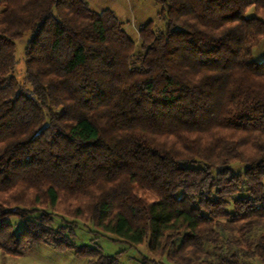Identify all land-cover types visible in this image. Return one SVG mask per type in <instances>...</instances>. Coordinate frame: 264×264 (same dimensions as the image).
Here are the masks:
<instances>
[{
	"label": "trees",
	"instance_id": "16d2710c",
	"mask_svg": "<svg viewBox=\"0 0 264 264\" xmlns=\"http://www.w3.org/2000/svg\"><path fill=\"white\" fill-rule=\"evenodd\" d=\"M154 1L165 27L141 25L136 44L87 0H0L3 254L74 248L61 215L169 264H264V61L250 59L264 0Z\"/></svg>",
	"mask_w": 264,
	"mask_h": 264
},
{
	"label": "rangeland",
	"instance_id": "374dc122",
	"mask_svg": "<svg viewBox=\"0 0 264 264\" xmlns=\"http://www.w3.org/2000/svg\"><path fill=\"white\" fill-rule=\"evenodd\" d=\"M87 2L90 8L96 12L104 9L113 11L123 23L127 35L136 44L139 42L141 25L152 21L156 29H164L165 27V22L159 17L161 6L154 0H87ZM1 10L2 6L0 5V12ZM251 13L252 9H249L248 14ZM29 36L30 34L26 33L24 37L16 41L17 64L13 74L21 83L25 79L24 47ZM250 59L254 62L264 61V35L258 44L252 48ZM26 86L28 85L24 83V87ZM231 169L234 173H243L244 166L240 162H233ZM245 195L247 193L243 191L236 196ZM228 210H232L231 203L228 205ZM9 221L15 232L22 229V219L12 217ZM63 225L67 226L71 232L74 248L58 250L44 243L31 244L19 256L3 254L0 251V264H86L87 258L78 256L75 252L76 248L83 245L94 246L104 255L118 256V264H156V262L169 264L165 258L151 254L146 241L140 245H130L113 235L98 230L90 222H84L79 218L72 219L68 216L55 215L53 226L57 228ZM144 257H148V260ZM242 264H256V262L243 260Z\"/></svg>",
	"mask_w": 264,
	"mask_h": 264
}]
</instances>
